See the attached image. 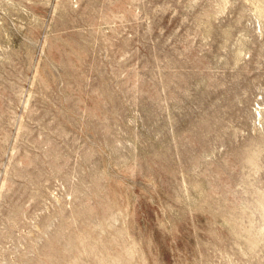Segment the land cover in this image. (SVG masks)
Returning a JSON list of instances; mask_svg holds the SVG:
<instances>
[{"label": "rangeland", "instance_id": "rangeland-1", "mask_svg": "<svg viewBox=\"0 0 264 264\" xmlns=\"http://www.w3.org/2000/svg\"><path fill=\"white\" fill-rule=\"evenodd\" d=\"M0 264H264V0H0Z\"/></svg>", "mask_w": 264, "mask_h": 264}]
</instances>
